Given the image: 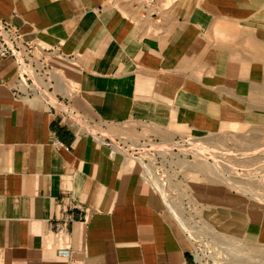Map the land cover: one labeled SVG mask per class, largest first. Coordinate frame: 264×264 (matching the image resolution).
Wrapping results in <instances>:
<instances>
[{"label": "crops", "instance_id": "0c3cea01", "mask_svg": "<svg viewBox=\"0 0 264 264\" xmlns=\"http://www.w3.org/2000/svg\"><path fill=\"white\" fill-rule=\"evenodd\" d=\"M163 1L151 22L121 0H0V20L52 50L55 92L87 128L15 99V64L0 58V264H195L115 145L143 130L264 139V0ZM194 191L215 228L264 246V211Z\"/></svg>", "mask_w": 264, "mask_h": 264}, {"label": "rangeland", "instance_id": "374dc122", "mask_svg": "<svg viewBox=\"0 0 264 264\" xmlns=\"http://www.w3.org/2000/svg\"><path fill=\"white\" fill-rule=\"evenodd\" d=\"M106 130L118 133L117 129ZM91 132L116 142L100 127L94 126ZM124 135L120 137L134 143H140L142 137L148 138L145 130L137 138ZM166 136L164 144H171L174 151L158 153L154 160L157 168L144 174L175 231L192 244V250L198 246L209 251L216 264H264V246L215 228L208 216L212 208L202 204L194 191L196 186L216 187L239 201L241 210L264 211V139L251 142L239 134L212 136L211 143L201 142L202 146L204 150L220 153L211 159H201L186 156L191 154L186 150V137ZM154 145L152 149L161 150ZM141 158H146L145 153Z\"/></svg>", "mask_w": 264, "mask_h": 264}, {"label": "built area", "instance_id": "2783aa9c", "mask_svg": "<svg viewBox=\"0 0 264 264\" xmlns=\"http://www.w3.org/2000/svg\"><path fill=\"white\" fill-rule=\"evenodd\" d=\"M109 5H115L119 0H106ZM131 4L137 11L140 20L155 22L160 19L162 12L165 10L163 0H121ZM49 50L38 42H25L18 29L10 22L0 20V58L10 59L15 64L16 79L11 88L12 96L17 100L31 101L34 107L46 109L51 114L57 116L66 124L77 129H85L82 127L80 117L74 110L72 102L59 96L54 89L55 84V68L49 63ZM184 136L187 138V149L192 154H186L190 157H199L201 159L218 155L220 152L215 150H204L203 144L211 143L210 138H192L188 135L173 136L179 138ZM148 138L142 137L140 143H134L131 140L122 139L115 145L117 149L124 154L137 159L143 166L144 172L149 174L154 171L155 158L158 153H172L171 144H164L161 140H157L152 136ZM110 141V140H108ZM110 143L113 144L112 141ZM55 146H59L58 141H54ZM161 147L160 149H152V146ZM146 158H141V155ZM180 156H184L180 154ZM210 252L203 251L198 246L193 248V262L195 264H216L211 258Z\"/></svg>", "mask_w": 264, "mask_h": 264}]
</instances>
